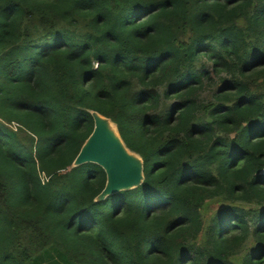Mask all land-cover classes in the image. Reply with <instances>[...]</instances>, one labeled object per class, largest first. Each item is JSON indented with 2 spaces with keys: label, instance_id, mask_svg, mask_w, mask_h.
Here are the masks:
<instances>
[{
  "label": "trees",
  "instance_id": "1",
  "mask_svg": "<svg viewBox=\"0 0 264 264\" xmlns=\"http://www.w3.org/2000/svg\"><path fill=\"white\" fill-rule=\"evenodd\" d=\"M0 264H264V0H0Z\"/></svg>",
  "mask_w": 264,
  "mask_h": 264
},
{
  "label": "water",
  "instance_id": "2",
  "mask_svg": "<svg viewBox=\"0 0 264 264\" xmlns=\"http://www.w3.org/2000/svg\"><path fill=\"white\" fill-rule=\"evenodd\" d=\"M91 114L94 119L93 131L82 145L73 166L92 162L104 169L106 184L95 198L101 201L143 184L144 160L126 145L111 118L95 110Z\"/></svg>",
  "mask_w": 264,
  "mask_h": 264
}]
</instances>
